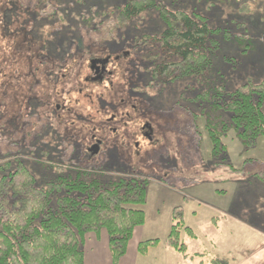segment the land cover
<instances>
[{
    "label": "rangeland",
    "instance_id": "obj_1",
    "mask_svg": "<svg viewBox=\"0 0 264 264\" xmlns=\"http://www.w3.org/2000/svg\"><path fill=\"white\" fill-rule=\"evenodd\" d=\"M13 1L18 43L11 87L0 74V166L23 160L39 186L55 178L44 165L148 180L146 204L131 206L145 213V223L134 231L118 264H208L211 257L264 264V137L245 146L228 129L224 153L213 155L204 114L208 109L193 99L209 89L234 92L248 82L264 83V0H162L171 12L206 17L218 42L205 75L163 86L151 84L143 69L157 44L141 37L157 39L165 28L156 10L113 29L112 13L124 0ZM135 37L141 44L137 40L133 46ZM109 56L112 75L102 83H86L89 60ZM47 76L57 84L45 83ZM122 100L136 105V113L120 108L110 126L124 131L125 140L93 131ZM56 104L68 110L58 120ZM125 112L131 116H121ZM144 123L151 128L150 140L130 136ZM91 135L103 140L94 157L88 152ZM175 210L196 235L181 233L187 253L204 257L184 259L165 249ZM154 239L159 245L138 252L140 242ZM83 250L88 264L93 256L111 264L104 229L86 235Z\"/></svg>",
    "mask_w": 264,
    "mask_h": 264
},
{
    "label": "trees",
    "instance_id": "obj_2",
    "mask_svg": "<svg viewBox=\"0 0 264 264\" xmlns=\"http://www.w3.org/2000/svg\"><path fill=\"white\" fill-rule=\"evenodd\" d=\"M163 5L162 0H124L112 13L116 25L113 29L124 27L154 9L165 28L157 39L141 37L157 44L155 53L142 59L151 84L163 86L176 79L205 75L214 64L213 50L218 44L211 37L214 30L207 18L185 11L171 12ZM137 40L140 42L135 37L133 46ZM47 79L45 83L54 84L49 76ZM224 90L209 89L193 98L208 105L204 106V110L208 109L204 114L215 156L224 153L222 138L228 129H234L245 146L259 136L264 137V83L248 82L234 92ZM15 163L14 167L7 165L10 162L0 166V264H84L86 235L102 229L108 235L111 264L120 262L134 231L145 223V213L131 206L146 204L148 180L113 179L98 172L44 165V169L55 172V178L39 186L23 160ZM261 180L264 182V176ZM172 218L174 224L165 240L166 247L184 259L204 257L200 253L193 256L187 253L181 233L192 239L196 235L184 226L181 212L175 210ZM159 243L158 239L142 241L138 252L145 254ZM208 264L230 262L211 257Z\"/></svg>",
    "mask_w": 264,
    "mask_h": 264
},
{
    "label": "flooded vegetation",
    "instance_id": "obj_3",
    "mask_svg": "<svg viewBox=\"0 0 264 264\" xmlns=\"http://www.w3.org/2000/svg\"><path fill=\"white\" fill-rule=\"evenodd\" d=\"M14 3L16 4L15 1L13 0H0V74L1 76L3 75L4 78H7V83L8 86H10V83L13 82V77L14 75V66H13V59H14V53L15 52V45L16 40H15V29H14V24H15V18H14V14L16 13V10L14 9ZM111 58L109 57H92L89 61H97L96 63H94L93 65L90 63V75L88 77L85 78V82H98V83H102L106 77L112 75V71H109V66L111 64ZM113 61H118V57L115 56L113 58ZM3 63H6L4 65H6L7 68V74H4V70H3ZM82 92V91H79ZM42 93V92H41ZM43 99L46 100V97L43 95L42 96ZM87 101H90L91 98H86ZM44 101V100H43ZM68 103V102H67ZM72 104L75 106L76 105V101L72 100ZM115 108L113 109L114 112H111V114L109 115V118H107L104 124L100 125L99 127L93 129L97 130V131H101L104 130V133H111V134H117L119 135V138L121 139V142L125 140V132L124 131H119L118 129H116L115 127L113 128L112 126H110V124L112 122H114L115 120H117L118 116L116 114L117 111L120 110V108H127L130 107L129 110H131L133 113H136V105L134 104H129L128 102H124L123 100L120 102L119 105H114ZM64 106H62V104H56L55 105V111H56V117L57 120L59 118H61L63 116V114L65 112H68V110L66 109V107L63 109ZM121 116H131L128 113H122ZM120 116V117H121ZM85 127V126H84ZM86 130L88 131V128H86ZM134 132V131H133ZM130 133L131 135H137L139 134V136L141 138L150 140V132H151V128L147 123H144L141 127H139L138 131L135 130V132ZM91 146L88 148V152L90 153V156L94 155L96 156L99 151H100V145L103 142V140L96 138L94 135H91Z\"/></svg>",
    "mask_w": 264,
    "mask_h": 264
},
{
    "label": "crops",
    "instance_id": "obj_4",
    "mask_svg": "<svg viewBox=\"0 0 264 264\" xmlns=\"http://www.w3.org/2000/svg\"><path fill=\"white\" fill-rule=\"evenodd\" d=\"M103 248H102V250L103 249H105V246H102ZM131 246H128V248H127V251L129 250V248H130ZM133 247V246H132ZM138 246H136V248H137ZM165 247V249H167L168 251H170L171 252V249L169 250V248H167L166 246H164ZM101 248H99V250H100ZM126 254H127V252H126ZM104 255H105V251H104ZM91 263L92 264H101V261H100V258H98V257H96V256H93V259H92V261H91ZM84 264H88V258H86V255H85V257H84Z\"/></svg>",
    "mask_w": 264,
    "mask_h": 264
},
{
    "label": "water",
    "instance_id": "obj_5",
    "mask_svg": "<svg viewBox=\"0 0 264 264\" xmlns=\"http://www.w3.org/2000/svg\"><path fill=\"white\" fill-rule=\"evenodd\" d=\"M97 61H91L90 63L93 65L94 63H96Z\"/></svg>",
    "mask_w": 264,
    "mask_h": 264
}]
</instances>
